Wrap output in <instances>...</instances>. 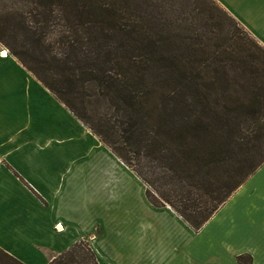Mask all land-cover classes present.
Here are the masks:
<instances>
[{
  "label": "trees",
  "instance_id": "16d2710c",
  "mask_svg": "<svg viewBox=\"0 0 264 264\" xmlns=\"http://www.w3.org/2000/svg\"><path fill=\"white\" fill-rule=\"evenodd\" d=\"M181 1L178 18L158 0H16L0 42L85 125L94 83L113 114L89 128L198 231L264 163V45L217 0ZM0 264L25 263L0 247ZM49 264L98 260L83 239Z\"/></svg>",
  "mask_w": 264,
  "mask_h": 264
},
{
  "label": "crops",
  "instance_id": "0c3cea01",
  "mask_svg": "<svg viewBox=\"0 0 264 264\" xmlns=\"http://www.w3.org/2000/svg\"><path fill=\"white\" fill-rule=\"evenodd\" d=\"M264 44V0L239 12ZM0 43V247L49 264L87 240L98 264H264V163L195 231Z\"/></svg>",
  "mask_w": 264,
  "mask_h": 264
},
{
  "label": "rangeland",
  "instance_id": "374dc122",
  "mask_svg": "<svg viewBox=\"0 0 264 264\" xmlns=\"http://www.w3.org/2000/svg\"><path fill=\"white\" fill-rule=\"evenodd\" d=\"M144 1H152V0H144ZM159 2L162 3V5H165V11H166V7L167 9L169 7H174L175 9H177L178 11V18H179V10L181 9V7L183 6V1L181 0H158ZM234 4L236 6V9L239 12H246L249 11L252 7H253V3L250 5L249 2H247V0H233ZM18 3V4H17ZM182 3V4H181ZM19 2H16V0H1L0 1V13H8L9 11L13 9H17V7H19L18 9H23L25 8L24 6L22 7L21 5L19 6ZM232 15V14H231ZM197 21L199 26L202 27L203 23L208 22L209 18L206 14H202L200 16H196ZM237 19V18H236ZM238 20V19H237ZM239 21V20H238ZM240 22V21H239ZM240 24L245 27L241 22ZM200 28L198 33H202L204 32L206 29ZM245 29H247V27H245ZM248 30V29H247ZM250 32V34L262 45H264L262 42L259 41V39H257L253 33L248 30ZM205 33V32H204ZM181 35H184L185 32H180ZM211 36V35H208ZM206 37V35H205ZM1 43V42H0ZM2 44V43H1ZM3 45V44H2ZM5 46V45H4ZM28 69V68H27ZM28 71L31 73V75H33L36 79L37 76L28 69ZM39 80V79H38ZM40 81V80H39ZM41 82V81H40ZM42 83V82H41ZM43 84V83H42ZM44 85V84H43ZM45 86V85H44ZM46 87V86H45ZM47 88V87H46ZM48 89V88H47ZM84 89V95H83V99L84 101V108H80L78 111L81 112L80 115L84 116L86 118V121H88V125H97L98 122H100V120L105 117L106 115H112L113 114V109L112 106L110 104V102L108 101L107 97L104 96L103 94L99 93L98 87L91 82H86L85 86L82 88V91ZM52 93V92H51ZM55 97H57L54 93H52ZM58 99V98H57ZM59 100V99H58ZM61 101V100H59ZM62 102V101H61ZM63 103V102H62ZM64 104V103H63ZM65 105V104H64ZM153 108H159L158 105L153 104ZM84 124V123H83ZM86 125V127L89 128V126ZM90 129V128H89ZM91 130V129H90ZM92 131V130H91ZM93 132V131H92ZM94 133V132H93ZM95 134V133H94ZM95 136L100 140V138L95 134ZM101 141V140H100ZM102 142V141H101ZM109 148V147H108ZM110 149V148H109ZM112 152V151H111ZM113 153V152H112ZM114 154V153H113ZM115 155V154H114ZM116 156V155H115ZM129 168V167H128ZM134 173V172H133ZM135 174V173H134ZM136 175V174H135ZM137 176V175H136ZM138 177V176H137ZM139 178V177H138ZM143 182V181H142ZM146 187V185L144 186ZM170 207V206H169ZM172 209V208H171ZM173 210V209H172ZM174 211V210H173Z\"/></svg>",
  "mask_w": 264,
  "mask_h": 264
}]
</instances>
